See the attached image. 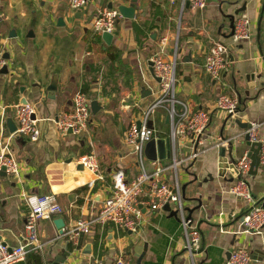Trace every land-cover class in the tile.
<instances>
[{
	"label": "crops",
	"instance_id": "0c3cea01",
	"mask_svg": "<svg viewBox=\"0 0 264 264\" xmlns=\"http://www.w3.org/2000/svg\"><path fill=\"white\" fill-rule=\"evenodd\" d=\"M69 1L0 0V51L7 61V71L0 72V150L11 142L20 166L17 176L1 177V242L10 247L23 243L30 198L52 195L63 213L40 222L43 251L19 264H51L60 255L64 264H89L93 259L114 264L119 256L127 257L130 264H227L238 249L248 251L251 264H264V230L260 236L247 235L242 226L253 205L264 208V171L260 167L256 176L248 177L250 204L229 193L242 178L237 161L251 151L245 139L250 129L244 126L259 125L258 135L264 138V94L256 90L251 95L246 80L254 75L264 78V0H212L198 12L186 7L182 12L183 0H137L135 18L118 21L111 45L103 34L93 33L90 24L101 8L132 6L133 0H90L79 16L69 13ZM242 14L252 22L253 39L234 44L232 25ZM216 43L229 48L231 63L218 80L204 68ZM157 54L168 61L177 54V99L211 116L203 146L191 136L177 149L178 182L192 226L201 232V249L193 263L185 251L175 207L166 206L142 209L137 232L112 224L97 226L75 250L56 222L62 220L67 229L78 219L95 218L109 195L115 171L123 168L129 179L138 174L136 156L126 148L124 136L157 97L159 83L151 73V60ZM55 78L57 90L52 94L49 88ZM80 92L97 101L100 110L96 115L92 112L84 135L63 136L57 119L73 109ZM222 94L240 100L233 122L216 108ZM24 100L35 110L37 143L26 137L11 139L9 121L17 127L16 109ZM150 126L162 138L170 136L165 110L153 115ZM219 139L228 144L218 147ZM220 148L226 150V163L235 166L223 170V177ZM196 150L201 151L198 159L190 160ZM90 154L97 155L103 180L79 168V158ZM163 164L169 167L170 159ZM166 180L175 184L170 169Z\"/></svg>",
	"mask_w": 264,
	"mask_h": 264
},
{
	"label": "built area",
	"instance_id": "2783aa9c",
	"mask_svg": "<svg viewBox=\"0 0 264 264\" xmlns=\"http://www.w3.org/2000/svg\"><path fill=\"white\" fill-rule=\"evenodd\" d=\"M90 0H70L69 13L75 15L82 13ZM175 1V0H173ZM193 12L203 11L207 7V0H183L181 11L184 12L187 2ZM122 18L117 8H101L90 24V29L97 35L104 33L115 34L118 21ZM1 21V18H0ZM253 39L252 22L245 15H239L235 22L233 43L250 42ZM229 48L223 44H215L209 50L204 65L205 71L212 79L218 80L230 68ZM177 54L173 60H167L162 54L152 58L155 76L160 80L154 103L148 108L139 122H131L125 136L126 148L136 156L138 174L129 179L126 171L119 168L112 177V186L98 215L93 219L81 218L73 221L64 229L67 241L75 250H79L81 240L89 236L95 227L114 225L120 230L137 232L140 228L142 209L151 211L161 210L166 206H174L185 235V251L194 263L195 255L201 249L202 235L199 229L192 226L185 206L183 190L178 182L180 160L177 149L191 136L198 146H203L211 116L207 111H194L191 104L177 99ZM7 61L0 51V72L6 67ZM240 100L237 96L222 94L218 97L216 108L233 122L239 112ZM180 108V109H179ZM160 109L167 113L171 125V133L167 138H162L156 128L150 126L151 117ZM35 110L29 104L19 105L16 109L17 130L12 135L26 137L31 142L40 140L38 120L34 118ZM92 121L91 100L84 93H78L73 100V109L62 113L56 122L57 129L63 136L73 134L84 135ZM259 125L253 124L247 134L252 142L260 143V167L264 171V138L258 135ZM9 139V141H11ZM170 139L171 157L169 167L163 161H150L145 156L146 145L152 140ZM218 147L228 144V141L219 139ZM8 142L0 150V184L2 173L8 176H17L20 172L19 162L10 148ZM201 151L190 154V160H197ZM78 164L92 172L98 181L103 180L98 157L90 154L79 158ZM242 178L233 185L229 193L242 199L247 204L253 202V197L248 186V177L252 167L249 153L242 156L236 164ZM170 169L175 178L171 186L166 180V172ZM31 210L26 221L27 239L17 246L10 247L0 242V264H19L24 262L28 255L43 251L44 245L39 239L38 227L42 220H51L63 213L62 208L56 203L52 195H42L30 198ZM243 233L260 236L264 230V208L253 205L246 213L243 222ZM251 256L245 249H238L231 253L227 264H251ZM89 264H103L99 259H93ZM114 264H130L125 256H119Z\"/></svg>",
	"mask_w": 264,
	"mask_h": 264
},
{
	"label": "water",
	"instance_id": "95a60500",
	"mask_svg": "<svg viewBox=\"0 0 264 264\" xmlns=\"http://www.w3.org/2000/svg\"><path fill=\"white\" fill-rule=\"evenodd\" d=\"M212 0H207L208 3H210ZM136 4H137V0H133L132 1V6H123L120 5L118 6V10L122 16V18L125 19H129L132 20L135 18V13H136ZM186 9L190 8V2L188 1L186 3ZM78 16L80 15V12H78L77 14ZM232 29H233V34L234 35V29H235V24L232 25ZM103 40L105 41V43L107 45H111L113 40H114V35L113 34H108V33H104L102 35ZM151 73L153 75V77L155 78V80L159 83L160 80L155 76L154 74V70H153V63L151 62ZM3 72H6L7 69L4 68L2 70ZM224 74L222 75L221 78H223ZM247 83H248V87L251 91V95H254V92L257 90L258 95L264 94V78H257L255 75L254 76H248L246 77ZM258 86H260L258 88ZM50 92L53 94L56 92L57 90V85H56V78L54 79V81L52 82L50 88H49ZM28 102L26 100L23 101L22 105H27ZM91 109L92 112L96 115L98 113V111L100 110V106L99 103L97 101H93L91 102ZM34 118H36V115L34 116ZM238 124H240V122H238ZM245 128H251V125L247 124L246 126H244ZM9 128L11 133H15L17 130V127L15 126V124H13L12 121H9ZM72 132H70L71 134ZM246 143L247 145L250 147V157L252 159V167L250 170L249 175L250 176H256L258 173V170L260 168V160H259V153H260V149H261V144L260 143H255L252 142L250 139V136L247 134L246 137ZM171 140L170 139H160V140H152L151 142H149L146 145L145 148V156L148 160L150 161H156V160H168L171 157ZM226 150L225 148H220V172L219 175L221 177H223V170L225 169H235L234 165L229 166L226 163ZM81 170L83 169V166L80 165L79 167ZM2 175H5V173H2ZM177 214V213H176ZM192 214H190L191 217ZM57 228L60 231V234L63 235L64 234V228H65V224L62 220H58L56 222ZM2 241V236H0V242ZM4 245H7L6 243H3ZM86 253L90 254L89 250H86ZM65 263V258L63 257V255L58 256L54 262H52L51 264H64Z\"/></svg>",
	"mask_w": 264,
	"mask_h": 264
},
{
	"label": "rangeland",
	"instance_id": "374dc122",
	"mask_svg": "<svg viewBox=\"0 0 264 264\" xmlns=\"http://www.w3.org/2000/svg\"><path fill=\"white\" fill-rule=\"evenodd\" d=\"M152 117H153V116H152ZM152 117H151V118H152Z\"/></svg>",
	"mask_w": 264,
	"mask_h": 264
}]
</instances>
